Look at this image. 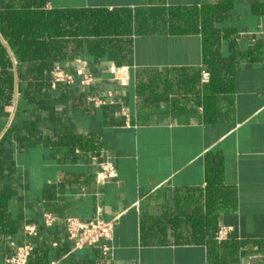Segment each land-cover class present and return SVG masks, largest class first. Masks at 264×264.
I'll list each match as a JSON object with an SVG mask.
<instances>
[{
	"label": "crops",
	"instance_id": "1",
	"mask_svg": "<svg viewBox=\"0 0 264 264\" xmlns=\"http://www.w3.org/2000/svg\"><path fill=\"white\" fill-rule=\"evenodd\" d=\"M8 9H129L131 30L73 34L64 17L63 36L40 39L52 70L76 82L53 89L34 59L18 56L28 30L16 37L0 23L14 76L12 102L0 104V264L25 242L28 264H264V0H0V14ZM83 63L90 85L77 74ZM105 160L117 177L99 181ZM210 170L220 172L215 191ZM68 217L109 221L110 256L75 248ZM28 223L37 235L25 234Z\"/></svg>",
	"mask_w": 264,
	"mask_h": 264
},
{
	"label": "trees",
	"instance_id": "2",
	"mask_svg": "<svg viewBox=\"0 0 264 264\" xmlns=\"http://www.w3.org/2000/svg\"><path fill=\"white\" fill-rule=\"evenodd\" d=\"M171 11L173 17H179V8H172ZM209 13L214 14V9L207 10V13L204 12L203 20L205 33L208 32L207 14ZM64 17L69 18L70 22L76 25V28L71 31L73 34L84 33L88 35H109L114 33H129L131 30V11L129 9H123V11L120 12L102 9L80 11L71 10L66 11L65 13L56 10L48 14H45L42 11L8 9L5 13L0 14V23L2 24L4 20H8L7 25L9 29L17 31L12 34L16 35V37H18L21 32L28 30L26 33L27 36L24 39H18L20 40L17 44L19 46L18 49L21 50L18 56L22 58L34 59L37 69H34L33 72L37 73L41 77H48L49 75L50 78V73L52 68L55 66V63L46 53L48 43L45 39L41 40L40 38L47 34L49 36H63L64 33L62 32L61 24ZM143 26L144 25L141 26L139 32L146 31V28ZM30 31H33V34L30 33ZM208 40L207 36L205 42V62L207 61L208 63L209 61L212 65V78L215 81V79L217 80L215 72H217V63H219V60L216 58V60L208 58L210 56V42L208 44ZM31 46L35 47L34 53L27 54L28 48ZM55 49L57 50V47ZM90 49L97 57L101 56L104 52L99 43H92L90 45ZM10 66V57L6 53L4 47L0 44V104L5 103L6 105H9L12 102L14 92V76L10 70ZM214 84L215 89H220V82H214ZM208 183L215 191L217 185L220 184V172L210 170L208 173ZM214 216V221L216 222V214Z\"/></svg>",
	"mask_w": 264,
	"mask_h": 264
},
{
	"label": "built area",
	"instance_id": "3",
	"mask_svg": "<svg viewBox=\"0 0 264 264\" xmlns=\"http://www.w3.org/2000/svg\"><path fill=\"white\" fill-rule=\"evenodd\" d=\"M264 58V49H263ZM112 72L116 79H118L123 85L129 83V71L127 67H118L112 69ZM78 76L81 77L82 85H90L95 81V76L92 72L87 70L86 64L77 70ZM210 79V71L208 69L202 70V81L208 82ZM76 82L75 74L67 71L61 65L56 66L50 73V86L56 89L60 84L73 85ZM96 100V99H94ZM100 103L104 100H98ZM117 177V169L115 165L108 160L102 161L101 171L97 175L99 181H108ZM55 218L52 214L47 213L44 221L46 226H52ZM112 230V224L104 219H98L95 222L83 221L77 217H68L66 219V237L74 244L75 248H83L85 246H100L102 259L105 260L110 256L111 247L108 242L110 231ZM24 232L27 236H35L38 233V228L35 224L28 223L24 227ZM222 231L219 232L218 238L220 239ZM33 246L28 243H22L17 245L13 253L8 257V264H28L29 259L33 253ZM51 264H58L57 261H52Z\"/></svg>",
	"mask_w": 264,
	"mask_h": 264
}]
</instances>
